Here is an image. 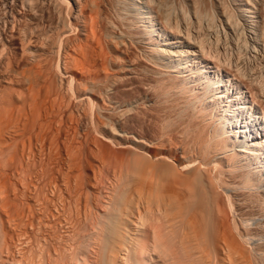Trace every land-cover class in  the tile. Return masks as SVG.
Returning <instances> with one entry per match:
<instances>
[{
	"label": "bare ground",
	"instance_id": "bare-ground-1",
	"mask_svg": "<svg viewBox=\"0 0 264 264\" xmlns=\"http://www.w3.org/2000/svg\"><path fill=\"white\" fill-rule=\"evenodd\" d=\"M259 59L264 0H1L0 129L35 111L33 138L95 129L137 153L120 163L103 213L73 208L64 234L30 231L10 263L264 264ZM87 132L79 145L63 139L70 158L101 153ZM36 164L28 176L5 158L0 172L38 180ZM4 228L0 211V264Z\"/></svg>",
	"mask_w": 264,
	"mask_h": 264
},
{
	"label": "rangeland",
	"instance_id": "rangeland-1",
	"mask_svg": "<svg viewBox=\"0 0 264 264\" xmlns=\"http://www.w3.org/2000/svg\"><path fill=\"white\" fill-rule=\"evenodd\" d=\"M263 60L259 59L257 61H254V60L251 61L252 67L256 70V73L259 76H264V61ZM261 61H263V62H261ZM3 83L4 82L0 83L1 84L0 89H4V88L7 89L6 86L8 84L6 83L7 84L6 85L4 83V86H3ZM1 87H3V88H1ZM5 89L3 90L4 92L6 91ZM3 91H2V93H3ZM13 107L14 106H12V108ZM12 108L10 107L11 110H12ZM10 109H9V115H11V112L17 111V109L15 110V108H13L12 111H10ZM22 113L23 112H20L18 114L19 117L16 115L18 117V121H17V117H15V115H14L15 113H12L13 115L10 116V120L7 122L8 124L5 125L6 129L5 128H4V130L0 129L1 130V132H0V160H3L5 158H9L10 163H13V164L17 163V165L19 164V166L23 165L21 168H22V170H24V168H25V170H26L25 173L28 176H31V173H33V171H34V170H32V172H31V170H30V168L33 169L31 167L32 163H34V164L37 163L36 165H38V166L42 165L43 167H41V169L40 168L38 169L40 171L39 174L40 175L42 174V177L40 176L39 177L40 179H38V180H35L34 177H31V178L26 179V181L23 182V181H19L17 179L15 180L14 178L9 179V178H7L9 176V173L8 174H2L0 172L1 173L0 174V211H1L2 219H3V223H4V227H5L4 228V230H5L4 231V235H5L4 240L6 241L4 243V252L2 254V259L4 258L2 261L4 262V264L5 263L11 264V263L15 262L16 260L20 259V257H21L20 255L23 254V251H24L23 249H24V247H26L23 245V242L25 241V239L28 236H32V233L30 235V231L32 232V230H33L35 232V235L33 233L34 238H36L39 234L37 232L38 227H41V229L44 228L45 230H47L50 233V235L53 234V231H54V234L56 233V235L57 234L58 235L64 234L66 232L65 230L68 228V223L66 225L67 227L65 226L66 221L67 220L69 221V219H70V218H68L67 214L70 212H73L74 209H76V208L80 209V207L82 208V210L88 208L87 210L90 211L92 209L91 212L93 211L94 214L95 213L97 214V212H98V214L103 213L105 211L106 206L109 205V202H108L109 198L108 197H110V195L112 193V189L118 183L117 181L119 180V176H120L119 174L121 171L120 169L122 168L120 163L125 158L127 160L125 159L124 161L129 163V160H131L130 158L131 157L133 159L136 158V154H137V153L135 154V152H134L135 150H133V149H129V150L127 149L128 151L126 152L125 150H123L122 148H120L116 145H113V144L111 145V143L108 144V142L104 141L100 136H98V134H96V131H94L95 129H41V131L39 129V135L37 136L38 138L37 137L33 138L34 134L37 135L36 133H38V129H35V131L33 129V131H32V129H30L31 128L30 124H31V121L36 120V119L33 120V116L35 118L36 113H35V111L32 112L34 114L23 113V115H22ZM24 114L26 115L25 117H24ZM42 114H43V112H42ZM31 115H33L32 119H31ZM12 116H13V118H11ZM15 118H16V120H15ZM24 118H26V119H24ZM42 118H44V117H42ZM12 119L15 120V121H13L14 124L12 123ZM21 120H22V122H21ZM15 123L16 124L18 123V124L16 125ZM27 124H28V126H27ZM31 125H33V122ZM17 126H18V129H17ZM24 126L26 127L25 129H24ZM29 126H30V128H29ZM62 126L65 127L64 124ZM27 127L29 129H27ZM87 131L90 134V136L88 134L87 137H89V138L93 137V138L97 139V141H98L97 143H98V145H100V146H98V148H99L98 152H101V153L99 154L98 157L94 153H92V155H93L92 156V155H90L91 153H89V151L87 153L84 152V151H87V149H88L87 147L84 146L85 148L83 150L81 148V145H80L81 150H83L82 153L77 152V151H79V148H78L77 151L70 154L71 155V158H70L69 155H67L66 149L64 148V144H62V141H64L63 139L65 137H68L71 135V136H73V138H75L74 144L79 145L82 142L84 143V135L86 134ZM76 134H78V135H76ZM40 137H41V139H40ZM89 138H87V139H89ZM35 139H37L39 142L37 141L38 142L37 143ZM76 140H77V142H76ZM79 140L81 141V143L79 142ZM29 144L30 145L33 144V145L30 146ZM41 144H42V146H41L42 149L40 147ZM60 144H61V146H60ZM24 146H26V147H24ZM29 146H30V148H29ZM54 146L55 147L57 146V147L55 148ZM100 147L102 148V150ZM83 152L85 153V155ZM101 155H103V156H101ZM81 156L82 157L86 156V157L82 158ZM1 158H3V159H1ZM97 158L98 159L101 158L103 160V163H101L102 165L100 164V159L98 160ZM106 159H107V162L105 161ZM16 161H18V162H16ZM40 161L44 165L42 163H40ZM27 162H29L28 164H31V165H28ZM112 162L114 164H112ZM19 166H17V167L20 169ZM24 166L29 167V168L26 169V167H24ZM119 167H121V168H119ZM18 171H20V170H18ZM44 171H45V173H44ZM43 174H45V177ZM11 181L13 183H16L14 187H13ZM31 181H33V182H31ZM44 181H45V183H44ZM41 183H43V184L41 185ZM30 184H31V186H30ZM52 185H53V187H52ZM17 186H18V188H17ZM38 186H39V188H38ZM55 187H57L58 189L57 188L55 189ZM37 188L38 189L41 188L43 191L37 190ZM49 190L52 192H50ZM55 190L58 194L55 192ZM35 193H37V194L35 195ZM50 194H52V195H50ZM107 195H109V196H107ZM59 196H60V198H59ZM36 198H37V200H36ZM58 199H59V201H58ZM66 202H67V204H66ZM74 205L76 207H74ZM62 206H64V208ZM56 207H57V209H56ZM71 209H72V211H71ZM39 211H41V212H39ZM63 211H64V213H63ZM65 212H66V214H65ZM41 216H42V218H40ZM41 219H42V221H41ZM65 219H66V221H65ZM60 222H61V224H60ZM57 223H59V224H57ZM34 224H35V226H34ZM39 224H41V225H39ZM28 227L31 229L28 230ZM51 227H52V229H51ZM58 229L59 230L61 229V230L59 231ZM26 232H27V234H26ZM33 237H31L30 240H34ZM30 240H29V242H31ZM16 243H17V245H16ZM18 244L20 246H22V245L23 246L20 247V246H18ZM16 252H19V253L17 254Z\"/></svg>",
	"mask_w": 264,
	"mask_h": 264
}]
</instances>
